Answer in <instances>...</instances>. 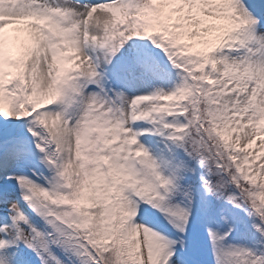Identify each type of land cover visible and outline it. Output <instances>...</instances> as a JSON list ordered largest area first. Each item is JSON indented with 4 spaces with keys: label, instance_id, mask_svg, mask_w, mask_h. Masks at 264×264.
<instances>
[{
    "label": "snow or ice",
    "instance_id": "snow-or-ice-1",
    "mask_svg": "<svg viewBox=\"0 0 264 264\" xmlns=\"http://www.w3.org/2000/svg\"><path fill=\"white\" fill-rule=\"evenodd\" d=\"M0 264H264V0H0Z\"/></svg>",
    "mask_w": 264,
    "mask_h": 264
}]
</instances>
